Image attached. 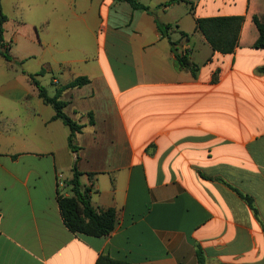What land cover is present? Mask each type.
Listing matches in <instances>:
<instances>
[{
	"label": "crops",
	"instance_id": "1",
	"mask_svg": "<svg viewBox=\"0 0 264 264\" xmlns=\"http://www.w3.org/2000/svg\"><path fill=\"white\" fill-rule=\"evenodd\" d=\"M153 1L145 12L114 0H16L9 12L2 0L12 60L0 54V264H199V250L206 264H264V48L254 47L264 0ZM232 16L244 17L237 48L213 51L196 20ZM157 21L172 26L196 76L178 67ZM55 23L78 39L59 43ZM32 75L50 97L89 79L60 97L84 126L78 152ZM77 156L93 207L117 212L108 236L63 222L58 195L72 196L62 182Z\"/></svg>",
	"mask_w": 264,
	"mask_h": 264
},
{
	"label": "trees",
	"instance_id": "2",
	"mask_svg": "<svg viewBox=\"0 0 264 264\" xmlns=\"http://www.w3.org/2000/svg\"><path fill=\"white\" fill-rule=\"evenodd\" d=\"M119 2H127L134 10H141L150 12V8L138 0H114ZM185 2V0H170L165 4L169 6L171 4ZM8 21V17L4 14L2 9V0H0V54L3 55L7 60H11L9 54L10 45H6L4 41V25ZM244 22L243 16H232V17H208L199 18L196 20V30L200 32L211 48L215 52L222 54H232L238 46L240 31ZM254 22L259 30V38L254 44L255 48H264V21L258 16H254ZM157 26L162 34L163 38L168 39L171 49L175 55L177 65L180 69L190 70L194 76H196L199 67L191 61L187 53H181L178 51L177 42H174L170 36V30L172 28L169 24H162L157 21ZM183 38H189V35L181 32ZM259 71L264 72V67L260 68ZM34 85L39 89V96L46 104L51 105L55 110L53 120H61L70 130L68 137L69 148L73 152H78L79 147L75 143V139L78 133H81L84 126L77 123L64 112L66 103L60 99L61 94L64 90L69 88L81 87L89 83V79L81 77L73 82L60 87L55 96L50 97L47 89L35 79V76H30ZM91 124L93 123L92 115ZM77 156L73 167V178L68 182H62L63 186H70L72 196L58 195V205L63 218V222L69 231L72 233L85 234L94 237H105L110 235L117 224V212L115 209L110 208L107 210H98L91 204L90 190L83 189L80 176L81 173L77 169ZM222 181L221 179H217ZM58 187L62 186L60 181L57 183ZM231 187V186H230ZM236 191L240 197L247 202L249 207L257 215V209L254 205V200L238 189L231 187ZM199 264H206L203 252L198 251ZM97 264H130L122 261H117L109 256H100L97 260Z\"/></svg>",
	"mask_w": 264,
	"mask_h": 264
},
{
	"label": "rangeland",
	"instance_id": "3",
	"mask_svg": "<svg viewBox=\"0 0 264 264\" xmlns=\"http://www.w3.org/2000/svg\"><path fill=\"white\" fill-rule=\"evenodd\" d=\"M16 0H4V3H5V8H6V10L7 11H9V12H14L13 11V3L15 2ZM26 1L27 0H22V2H24V3H26ZM33 2H36L37 0H32ZM83 1V3H85V0H82ZM139 2H142V3H144V2H152V0H138ZM155 1V0H154ZM153 1V2H154ZM60 7H63V6H60ZM54 26H56L57 27V29H59V38L57 39L58 40V42L59 43H61L62 45L63 44H65V43H67L68 41H72V39L75 37L76 39H78L77 38V36L78 35H75L76 33H73L72 32V30L68 27V28H66V29H63V27H62V25L59 23V24H57V23H55L54 24ZM80 37H81V39L79 38V42H81L83 45H88V43H86L87 41H89L90 40V37H89V35L88 34H86L84 31H82L81 33H80ZM38 41V40H37ZM10 54V53H9ZM68 53H65V55H64V57H68ZM0 59H1V57H0ZM11 60H12V58H11ZM1 61V60H0ZM36 60H33V59H31L30 60V63H34ZM3 70H5L6 71V69H4L1 65H0V71H3ZM38 70H40V69H38ZM50 84V83H49ZM49 88H53L52 86H51V84L49 85ZM50 91L52 92V89H50ZM21 110V114H20V116H22V109H20ZM24 117V116H23ZM17 129H16V133H17V135H18V137H21L22 138V136H26V123H24L23 124V122L20 124V125H18L17 127H16ZM67 192H69L70 193V191H67Z\"/></svg>",
	"mask_w": 264,
	"mask_h": 264
}]
</instances>
